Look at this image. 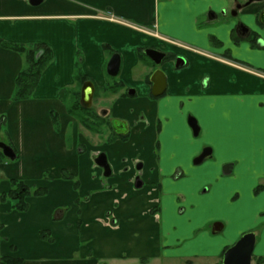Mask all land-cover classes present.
<instances>
[{"label":"crops","instance_id":"1","mask_svg":"<svg viewBox=\"0 0 264 264\" xmlns=\"http://www.w3.org/2000/svg\"><path fill=\"white\" fill-rule=\"evenodd\" d=\"M234 1L44 0L42 5L32 6L29 0H0V41L26 47L46 44L54 54L33 96L18 102L13 101V94L25 58L0 46V117L5 123V143L17 155L13 161L0 160V261L12 256L22 259V264H104L109 259L123 258L148 262L152 248L156 247L157 252L160 248L157 205L162 204L163 191L167 205L178 200L161 183L169 178L159 157L160 134L168 122L167 114L161 111L169 105L182 121L179 133L185 134V142L181 144L187 146L183 152L190 179L180 195L185 202L190 203L203 192L210 194L214 188L221 191L220 184L228 183L221 179L234 175L236 160L240 176L229 180V189L238 191L239 186H249L248 192L256 196L257 188L264 191V48L253 47L247 40L236 45L232 38L236 21L208 18L210 12L230 10ZM262 7L256 5L244 11L255 14ZM156 9L162 10V19L156 16ZM107 14L124 18L127 23L120 25L101 18ZM211 36L222 42L221 48L211 44ZM148 48L176 53L189 62L181 69L173 63L163 65L168 82L167 94L161 97L167 99L163 101L151 98L154 66L141 57ZM226 51L248 68L225 60ZM115 54L121 56V70L117 78H111L107 67ZM77 63L94 84L95 97L105 100L106 95L113 96V117L126 122L121 123V129L116 125V133L128 139L109 143L98 138L94 143L93 137L83 135V126L69 113L79 87L75 79ZM205 79L209 81L207 86L203 85ZM116 83H122L123 89L107 92ZM130 87L136 89L135 95L126 97ZM63 90L70 91L66 99L61 98ZM190 114L198 121L199 137L205 129L209 141L195 142L185 122ZM172 139L171 144L178 140ZM164 143L166 154H172L166 138ZM214 146L228 151L224 156L239 158L224 165H232V172L221 174L222 166L218 165L216 170L198 171L192 179L196 169L189 161L192 163L206 147L213 150L208 159L213 158ZM104 153L113 169L110 177H105L96 163ZM137 162L143 163L141 169L135 168ZM65 172L71 178H65ZM180 173L186 178L184 172ZM209 173L214 177H208ZM137 177L143 184L135 188ZM12 180L23 182L31 191L26 211L15 209V201L4 197L11 190ZM37 189L46 193L36 195ZM190 190H194L192 197ZM237 197L227 196L226 202L233 203ZM252 200L263 205L264 193ZM154 208L158 209L156 214L151 213ZM193 212L194 220L199 221L202 214ZM256 221L263 230L264 248V213L258 214ZM199 223L195 222L193 229L203 226ZM214 229L219 230L214 235L222 234L225 222ZM207 237L194 245L198 250V246L206 248L204 253L188 259L209 257L205 254L211 253L208 250L215 242ZM236 240L230 246L223 244L217 259ZM155 241L160 242L153 247Z\"/></svg>","mask_w":264,"mask_h":264},{"label":"rangeland","instance_id":"2","mask_svg":"<svg viewBox=\"0 0 264 264\" xmlns=\"http://www.w3.org/2000/svg\"><path fill=\"white\" fill-rule=\"evenodd\" d=\"M247 11H243V13H241L238 17H233L232 12L231 14L229 12L228 18L229 20H233V21L237 20L238 22H242L243 24L249 26L250 28L251 26L257 28L255 14H249ZM155 13H157L156 14L157 17L159 15L162 19V10L158 12V9H156ZM76 90H79V87H77ZM131 91H136V89L134 87H130L128 89V94ZM112 97L110 98L108 97V98L112 100L113 99ZM109 99L104 100L103 98L101 99L99 95H97L93 103V107H94L93 109H95L94 111L97 113L101 112L102 107H106L108 103L110 104V102H108ZM161 99L163 101L167 98H161ZM169 106L170 107L166 111H164L165 108L162 109L163 112L161 111V114L164 113L167 114L165 116H167L168 122L166 124H163V132L160 134L162 148L160 150L159 157L161 159V164L165 169V174L169 176L168 179H162L161 183L163 188L169 191L171 197L172 198L177 197L178 200L176 202L173 201L167 205L165 202V197L163 196L164 194L163 191L161 196L162 204L157 205L159 208L158 215L161 218V220L158 221L160 228L158 237L159 240H161L160 248L158 247L159 251L157 252L158 249L154 247L155 244L158 242L155 241L152 243L154 247L152 248L153 253L149 254L148 262L142 263L140 262V260L130 261L128 259L125 260V258H123V259H109L105 261L104 264H188V263L189 264L192 263L221 264L222 258L217 259V255L218 253L221 252L220 250L223 247V244L225 246H230L233 244L232 242L235 239H237L235 241L237 242L243 235L252 232L253 229L254 230L258 229V231L256 232L257 243L253 254L254 256L253 264H257L255 256H264L262 255L264 254L263 252L264 248L262 246L263 230L262 227L258 228V226L260 225L258 221H256V217L258 216V214L264 213V204L256 205L255 201L252 200V197L256 199L260 198L263 195L264 191H259V193H257L258 195L256 196L254 193L248 192L249 186L247 187L244 186V188L243 186H239L238 191L230 190L229 180H231L232 177L234 178L240 176V164L239 161L236 160L239 158H233L234 157L233 154H227V156H224L225 153H227L228 151L223 152V150H221L222 147L218 148L217 146H214L215 154L213 158L208 159L201 165H194L193 160L192 163L191 161H189L188 164L192 166L191 168L196 169L195 173H193L191 178L193 179L194 176L198 175V171L203 169L210 170L211 168H213L216 170V167L218 165L222 166L221 167V174H222L224 165L233 162V160H236L235 162H237L236 163L237 165L234 175L223 176V179L221 180H224L225 182L228 181V183L220 184L221 191H217L214 188L210 192V194L209 193L204 194L205 192H203L202 196L194 197V199L191 200L190 203L185 202L180 195L181 193L185 192L186 191L185 188L189 186L188 181L190 178L187 177L190 175V173L187 167L186 153L183 152L186 151L187 146L186 144L185 145L181 144L182 140L185 142V140L182 139L185 134L183 133L181 136L182 133L181 130L183 129L182 121L180 120L179 115L175 113V109L172 107V105ZM187 119L185 122L187 126H189ZM3 120L4 118L0 117V127H2V129H0L1 143L6 142L3 135L5 130V123L3 124ZM97 127L99 128L100 126ZM83 128L86 129L85 127ZM84 129L82 130L83 135H85L86 137L88 136L89 139L93 137L94 143L98 142V138L106 140L107 136L110 135V132L107 131L108 128L106 126L100 128L101 129L100 133L91 132L89 130H88L89 132L84 133ZM179 130L181 133H179ZM98 131L99 130H97V132ZM203 132L199 138L194 139L195 142L203 143L204 141H209V137H206L205 129H203ZM191 133L193 135V132ZM165 138L167 143H169L168 145L171 149L169 152H172V154L170 155H167L165 152L166 151L165 150L166 145L164 143ZM172 138H178L177 142L175 143L172 142L171 144ZM185 169H186V173H185ZM181 171L184 172L186 178L185 177L181 178L180 176ZM218 172L220 173L219 167H218ZM210 173H212V171H210ZM210 173L208 174V177H214V174H210ZM134 187L138 188L136 180L134 181ZM169 189H171V191ZM193 193L194 190H190L189 197L194 196ZM237 194L238 197L233 203L226 202L227 196H229L230 198H234L236 197ZM192 205L194 207L192 209H189V207ZM193 211H195V213H197L198 211L202 214V217L200 218L199 221L194 220ZM222 221L225 222L226 230L222 234L214 235L213 229L215 225L217 224L222 225L223 224ZM195 222H200L199 224L203 226L193 229V225ZM204 230L205 231L209 230L210 232L204 233ZM207 236H209L215 242L214 245L208 250L211 253L205 254L208 255L209 257L202 259L201 258L188 259L191 256H195V255L199 256L200 253H204L203 251L206 250V248L204 247L202 248L198 246V248H200V250H198L194 247V245L200 239L208 238ZM159 242L157 243V245H159ZM188 260H192L193 262L192 263L187 262Z\"/></svg>","mask_w":264,"mask_h":264},{"label":"trees","instance_id":"3","mask_svg":"<svg viewBox=\"0 0 264 264\" xmlns=\"http://www.w3.org/2000/svg\"><path fill=\"white\" fill-rule=\"evenodd\" d=\"M0 46L11 50L17 53H20L25 58V66L24 69L19 73L15 82V91L13 94V101H23L29 99L33 96L40 80L43 75V72L46 68L51 64L54 59L53 50L46 44H37L33 47H26L24 45L12 44L9 42L0 41ZM107 48V47H105ZM108 49V48H107ZM112 54L113 51L110 50ZM141 57L147 59L141 52ZM75 79L79 84V90L73 95V102L69 107V113L77 118L79 123L85 127L87 130L95 133H100L102 127L106 126L107 120L100 117L97 113L92 109H84L81 106V87L85 82L89 81V78L82 72L80 63L76 65L75 71ZM115 80V79H113ZM123 89L122 83H116V85L112 86L107 92H119ZM70 91L63 90L61 93V98L66 99L67 94ZM53 118L55 120V125H58V117L56 113H53ZM4 124V120H3ZM97 126H100L99 128ZM1 128V127H0ZM97 130H99L97 132ZM8 145V144H7ZM10 146V145H9ZM11 147V146H10ZM0 160L10 161L7 159L2 151L0 150ZM65 178H71L65 172ZM11 190L4 197H10L15 201L14 208L19 211H26L28 208V203L26 198L31 194L30 189L21 181L12 180L11 181ZM262 187L257 188L256 193H258ZM46 191L44 189H37L34 194L43 195ZM158 209H152L151 213L156 214ZM43 236L44 233H42ZM227 247L224 249L221 254V258H223L224 253L228 250ZM257 264H264V257H256ZM23 260L19 258H15L12 256H7L1 258L0 264H22ZM189 264V263H188ZM222 264V263H221Z\"/></svg>","mask_w":264,"mask_h":264},{"label":"flooded vegetation","instance_id":"4","mask_svg":"<svg viewBox=\"0 0 264 264\" xmlns=\"http://www.w3.org/2000/svg\"><path fill=\"white\" fill-rule=\"evenodd\" d=\"M30 3V2H29ZM44 3V0L43 2L40 4L42 5ZM263 4V7L257 11L255 13V17H256V22H257V29H253V28H250L249 26H246L245 24H243L242 22H238L237 20L236 21V25L235 27L233 28L232 30V38H233V42L238 45L241 43V41L243 40H247L248 42L251 43V45L253 47H258V48H264V40L262 38V34H264V0H235L234 3H233V7L230 9V10H223L220 14H217L215 12H210L209 13V20H224V19H227L228 18V14L230 12H232V15L233 17H238L244 10H250L252 9L253 7H255L256 5H262ZM39 5V6H40ZM110 15V14H109ZM108 14L101 17L103 19H106L108 20ZM124 19V18H123ZM229 19V18H228ZM125 20V19H124ZM259 26V27H258ZM155 37H159L158 35L155 34ZM169 42L173 43L174 45H178L179 42L176 41V40H172V39H168ZM211 44L214 46V47H218V48H221L222 47V42L220 40H218L215 36H211ZM181 45V44H179ZM149 49V48H148ZM152 49H156L162 53L165 54V58L163 60V62L161 63V65L157 66L146 54H145V50H143L142 54L147 58L149 59V61H151L152 65L154 66V70H153V76L155 74V72L157 70H161L162 71V67L163 65H165L166 63H173L174 67L176 69H181V68H187L189 66V62H187V60L185 58H182V57H179L176 55V53H173V52H163L162 50L160 49H157V48H152ZM223 58L225 60H227L228 62L232 63L233 64H236V65H240L242 68L244 69H247L248 66L245 64V63H242L241 61H235V59L231 58L230 56V51H226V53L223 55ZM264 76V74H262ZM152 76V77H153ZM152 79V78H151ZM167 79V78H166ZM152 82V81H151ZM208 79H205L203 81V85L204 86H207L208 84ZM153 90V89H152ZM167 91H168V82H167V89L165 91V93L160 96V97H155L153 95V93L151 94V98L153 99H160L161 97L165 96L167 94ZM135 92V91H134ZM126 97H129V96H133V95H130V93L128 94V91L126 92ZM135 95V94H134ZM95 97V96H94ZM96 98V97H95ZM106 98H108V95L106 96ZM108 100V99H106ZM108 102H110V104L108 103V105L106 107H102L101 109V113L98 114L100 117L104 118L107 120V125L106 127L108 128L107 131L110 132V135L107 136V141L110 143V142H113L115 141L116 139H128V137H126L125 135H120L118 133H116V125H118V127L121 129V127L123 126L122 124L126 123L124 120H120V119H117V118H114L113 117V114H114V109H113V102L114 100H109ZM89 109H92V110H95L93 109V103H92V106L89 108ZM188 119V123H189V126L191 128V131L193 132V136L195 138H198L199 137V134H200V127H199V124H198V121L196 119L195 116H193L192 114L188 115L187 117ZM196 120L197 121V125L199 127V134L197 136H195V132H194V129L191 127L190 125V121L191 120ZM122 123V124H121ZM158 128H161L160 127V124L158 125ZM211 150L212 151V154H213V150L211 148H204L200 153L199 155H197L194 159H193V163L194 165L195 164V160L197 158H199L202 153L205 151V150ZM106 154L107 156V160H108V165L110 166V169H111V175L113 173V169H112V166L110 164V161H109V157H108V154L107 153H104ZM211 154V156H212ZM211 156H208L206 159L210 158ZM99 157H97L96 161L98 160ZM206 159L203 161V163L206 161ZM202 164V163H201ZM199 164V165H201ZM137 166V167H136ZM143 167V163L142 162H137L136 165H135V168L138 170V169H141ZM103 169V168H102ZM104 170V169H103ZM105 173V171H104ZM110 175V176H111ZM109 176V177H110ZM181 176V175H180ZM136 181H137V184H139L140 186H142L143 182H141V179L139 177L136 178Z\"/></svg>","mask_w":264,"mask_h":264},{"label":"water","instance_id":"5","mask_svg":"<svg viewBox=\"0 0 264 264\" xmlns=\"http://www.w3.org/2000/svg\"><path fill=\"white\" fill-rule=\"evenodd\" d=\"M32 6H39L43 0H29ZM145 54L157 65H161L165 58V54L156 50L149 48L145 50ZM121 70V56L115 54L112 56L108 63L107 74L111 78H117ZM153 83L152 93L155 97L162 96L167 89V79L165 74L161 70H157L151 79ZM95 94V86L91 81L86 82L81 91V106L84 109H89L92 106ZM135 92L131 91L130 95H134ZM191 127L194 129L195 136L199 134V127L197 121L192 119L190 121ZM0 149L2 150L4 156L10 160L16 159V154L10 146L5 143L0 142ZM211 150H205L202 155L195 160V164L199 165L203 161L211 156ZM96 163L104 169L105 177L111 175V169L108 165V160L106 154L99 156ZM224 174L228 175L232 172V165H227L223 169ZM218 229H214V233L218 232ZM257 236L256 233L250 232L243 235L233 246H231L223 256V264H253V254L256 247Z\"/></svg>","mask_w":264,"mask_h":264},{"label":"built area","instance_id":"6","mask_svg":"<svg viewBox=\"0 0 264 264\" xmlns=\"http://www.w3.org/2000/svg\"><path fill=\"white\" fill-rule=\"evenodd\" d=\"M109 21L113 22V23H116V24H120V25H123V24H126V20H124L123 18H120V17H116L114 15H109L108 18H107Z\"/></svg>","mask_w":264,"mask_h":264}]
</instances>
